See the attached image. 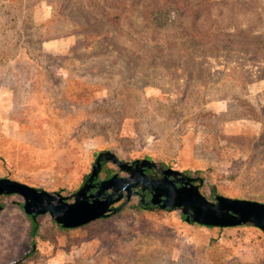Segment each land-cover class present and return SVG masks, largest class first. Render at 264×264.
<instances>
[{
	"label": "rangeland",
	"instance_id": "374dc122",
	"mask_svg": "<svg viewBox=\"0 0 264 264\" xmlns=\"http://www.w3.org/2000/svg\"><path fill=\"white\" fill-rule=\"evenodd\" d=\"M105 151L264 204V0H0V179L71 203ZM138 202L75 229L40 215L31 237L2 195L0 264H264L252 225Z\"/></svg>",
	"mask_w": 264,
	"mask_h": 264
},
{
	"label": "water",
	"instance_id": "95a60500",
	"mask_svg": "<svg viewBox=\"0 0 264 264\" xmlns=\"http://www.w3.org/2000/svg\"><path fill=\"white\" fill-rule=\"evenodd\" d=\"M103 161L111 162L121 171L130 169L128 163L120 161L111 152L98 153L90 175L72 196L71 203L67 202L68 198L60 194H50L9 179H0V196L18 195L23 199V211L26 215L35 218L49 214L62 228L75 229L103 218L109 213L120 211L128 203L133 190L138 187L141 192H150L151 204L159 205V209L169 211L179 209L187 223L213 228L252 225L264 233V204L223 196H216L215 202H210L199 192L201 181L195 185L193 182L196 179L172 169L165 170L164 178L159 181L147 180L139 169L132 172L129 178H119L114 175L101 182L94 194L88 195V192L95 188L93 181L98 177ZM145 164L155 166L147 160L142 163ZM134 175L136 178L131 182V177ZM169 176L173 179L169 180ZM179 183L182 185L177 187L176 184ZM106 191L110 193L106 194ZM123 197L125 201L121 206L110 208Z\"/></svg>",
	"mask_w": 264,
	"mask_h": 264
},
{
	"label": "flooded vegetation",
	"instance_id": "af4514ba",
	"mask_svg": "<svg viewBox=\"0 0 264 264\" xmlns=\"http://www.w3.org/2000/svg\"><path fill=\"white\" fill-rule=\"evenodd\" d=\"M149 161V162H151L150 160H148V159H143V160H141V161H134V162H131V163H128L127 164V166H129L130 167V169L129 170H127V171H121L120 169V171H119V173H116V172H114V173H110V174H107L106 176H104L103 178H101L100 177V174L102 173V171H103V167H104V165L107 163L106 161H103L102 162V164H101V170H100V173H99V175H98V177L93 181V185L95 186V188H92L91 190H90V192H88V195H91V194H94L96 191H97V188H98V185L101 183V182H103V181H106V180H108V179H110V178H112L114 175H117V177H119V178H129L130 176H131V174H132V172H135L136 170H141V173H142V176L143 177H145L147 180H149V181H159V180H162L163 178H164V174H163V172L165 171V170H167L168 168H162V167H160V166H157V165H155V166H150V165H148V164H145V165H142V163L144 162V161ZM152 163V162H151ZM121 174H123V176L121 175ZM90 175V174H89ZM88 175V176H89ZM184 175H186V174H184ZM187 176V175H186ZM187 177H190V176H187ZM88 178V177H87ZM87 178H86V180H87ZM135 178H136V176L134 175V176H132L131 177V182H133L134 180H135ZM190 178H192V177H190ZM168 179L169 180H172L173 179V177L172 176H169L168 177ZM85 180V181H86ZM85 181L83 182V184L85 183ZM83 184H82V186H83ZM193 184H195V185H198L199 184V182L197 181V180H195L194 182H193ZM182 184H176V186L177 187H180ZM81 186V187H82ZM80 187V188H81ZM110 193V191H106V194H109ZM124 196H125V194H123ZM115 197H116V195L113 197V199H115ZM133 197H137L138 198V204L140 205V207L142 208V209H154V208H159V205H157V206H154V205H152L151 204V194H150V192L149 191H145V192H141V190H140V188H135L134 190H133V194L131 195V198H133ZM131 198L129 199V201H128V203L130 202V200H131ZM68 201V200H67ZM125 201V198L123 197L119 202H116V203H114V204H112L111 206H110V208H117V207H119V206H121L122 204H123V202ZM127 203V204H128ZM126 204V205H127ZM125 205V206H126ZM124 206V207H125Z\"/></svg>",
	"mask_w": 264,
	"mask_h": 264
},
{
	"label": "trees",
	"instance_id": "16d2710c",
	"mask_svg": "<svg viewBox=\"0 0 264 264\" xmlns=\"http://www.w3.org/2000/svg\"><path fill=\"white\" fill-rule=\"evenodd\" d=\"M28 218H29V221H30V224H31V227H30V236L31 237H36L37 236L38 229H39V223L36 220V217L33 218V217L28 216ZM183 220H184V222H186L184 216H183ZM188 224L193 225L194 223L188 222ZM58 226H59L60 229L65 230L60 225H58ZM32 253H33V251H31L30 253L26 254L23 258L29 257Z\"/></svg>",
	"mask_w": 264,
	"mask_h": 264
}]
</instances>
